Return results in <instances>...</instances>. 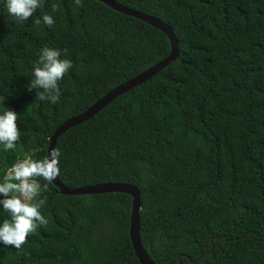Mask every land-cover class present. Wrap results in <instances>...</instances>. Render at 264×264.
I'll use <instances>...</instances> for the list:
<instances>
[{"label": "trees", "instance_id": "obj_1", "mask_svg": "<svg viewBox=\"0 0 264 264\" xmlns=\"http://www.w3.org/2000/svg\"><path fill=\"white\" fill-rule=\"evenodd\" d=\"M113 1L167 24L176 56L57 136V179L134 185L139 242L154 264H264V0ZM81 2L41 0L19 22L0 0V114L14 110L20 130L15 150L0 145V182L18 158H44L59 123L169 52L157 28ZM45 46L73 63L56 104L28 90ZM90 61L100 69H79ZM36 179L48 224L20 253L0 243V264H139L127 193L62 194ZM7 218L0 205V223Z\"/></svg>", "mask_w": 264, "mask_h": 264}, {"label": "clouds", "instance_id": "obj_2", "mask_svg": "<svg viewBox=\"0 0 264 264\" xmlns=\"http://www.w3.org/2000/svg\"><path fill=\"white\" fill-rule=\"evenodd\" d=\"M76 6L82 7L81 0H74ZM4 7L10 16L19 22H24L33 17L37 9L41 7V0H4ZM52 11L58 9V5H51ZM42 21L51 28L55 21L50 14H43ZM39 25L41 18L35 19ZM67 55V50H63ZM73 67L70 59L62 58V50L45 46L40 50L38 59L33 63L32 79L28 90H36V99L58 103L61 91L59 81ZM3 105V100L0 101ZM18 114L14 110L4 108L0 114V145L5 151L15 150L20 139V130L17 125ZM58 149H53L42 159H33L31 156L18 158L7 169L0 182V205L10 218L0 223V243L5 246H13L18 253L22 252L23 245L28 237L36 232L39 226H47L48 220L41 214L40 208L44 205V199H37L41 194L42 178L51 184L59 174ZM48 184L43 185L47 189Z\"/></svg>", "mask_w": 264, "mask_h": 264}, {"label": "water", "instance_id": "obj_3", "mask_svg": "<svg viewBox=\"0 0 264 264\" xmlns=\"http://www.w3.org/2000/svg\"><path fill=\"white\" fill-rule=\"evenodd\" d=\"M110 8L137 18L150 26H153L160 30L167 38L169 42V52L168 54L149 65L145 69L141 70L136 75L118 83L107 92H105L102 96L97 98L94 102H92L88 107L82 110L80 113L70 116L59 123L51 135L48 138V144L46 147L47 156L52 150L54 146V142L59 134H61L65 129L76 125L85 119L89 118L93 114H95L98 110H100L106 103H108L111 99H113L116 95L127 91L131 87L140 84L142 81H145L159 69L164 67L168 62L172 61L176 56V43L173 38L172 32L169 26L156 17L145 14L127 7H124L113 0H99ZM52 184L57 187L58 191L62 194H92V193H104V192H123L127 193L131 197V205L129 212V221H128V239L131 244L134 255L136 256L139 264H154L150 258L147 256L144 249L141 247L139 242V229H138V209H139V200H138V190L134 185L120 182H104V183H96L90 185H83L75 188H68L62 185L59 180L56 179L52 182Z\"/></svg>", "mask_w": 264, "mask_h": 264}, {"label": "rangeland", "instance_id": "obj_4", "mask_svg": "<svg viewBox=\"0 0 264 264\" xmlns=\"http://www.w3.org/2000/svg\"><path fill=\"white\" fill-rule=\"evenodd\" d=\"M100 67H101V64L98 62H94V61L79 64V69L81 71H97L98 69H100ZM2 100H3V105H4L5 103L4 99L0 98V101Z\"/></svg>", "mask_w": 264, "mask_h": 264}, {"label": "built area", "instance_id": "obj_5", "mask_svg": "<svg viewBox=\"0 0 264 264\" xmlns=\"http://www.w3.org/2000/svg\"><path fill=\"white\" fill-rule=\"evenodd\" d=\"M8 169V168H7ZM7 169H6V171H7Z\"/></svg>", "mask_w": 264, "mask_h": 264}]
</instances>
